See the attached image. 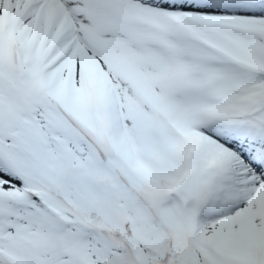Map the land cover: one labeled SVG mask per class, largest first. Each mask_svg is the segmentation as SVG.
<instances>
[{
  "label": "snow or ice",
  "instance_id": "obj_1",
  "mask_svg": "<svg viewBox=\"0 0 264 264\" xmlns=\"http://www.w3.org/2000/svg\"><path fill=\"white\" fill-rule=\"evenodd\" d=\"M0 264H264V0H0Z\"/></svg>",
  "mask_w": 264,
  "mask_h": 264
}]
</instances>
